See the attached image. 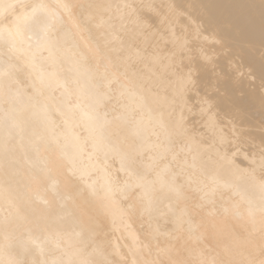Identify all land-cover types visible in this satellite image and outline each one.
<instances>
[{
	"label": "bare ground",
	"instance_id": "1",
	"mask_svg": "<svg viewBox=\"0 0 264 264\" xmlns=\"http://www.w3.org/2000/svg\"><path fill=\"white\" fill-rule=\"evenodd\" d=\"M0 264H264V0H0Z\"/></svg>",
	"mask_w": 264,
	"mask_h": 264
}]
</instances>
